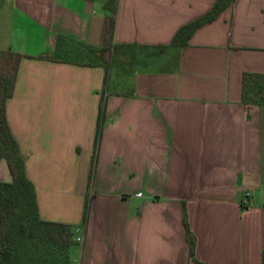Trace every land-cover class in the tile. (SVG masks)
Segmentation results:
<instances>
[{"label":"crops","instance_id":"0c3cea01","mask_svg":"<svg viewBox=\"0 0 264 264\" xmlns=\"http://www.w3.org/2000/svg\"><path fill=\"white\" fill-rule=\"evenodd\" d=\"M217 1L0 0V50L22 55L6 120L40 218L80 238L72 264H197L184 217L203 264H261L264 105L241 92L243 72L264 73V0H232L174 41ZM58 36L102 59H51ZM116 52L155 68L111 87Z\"/></svg>","mask_w":264,"mask_h":264},{"label":"trees","instance_id":"16d2710c","mask_svg":"<svg viewBox=\"0 0 264 264\" xmlns=\"http://www.w3.org/2000/svg\"><path fill=\"white\" fill-rule=\"evenodd\" d=\"M231 1L218 0L207 14L193 24L181 28L174 41H178L182 35L188 37L193 27L214 17ZM21 57V54L10 50H0V158L7 161L11 173V181L0 182V264H63L55 254L57 250L60 255L64 250L68 251L73 226L40 218L33 184L26 177L23 156L6 120L5 103L13 93ZM51 59L93 64L102 58L91 46L58 36ZM241 100L248 105H264V73L243 72ZM102 119L101 102L96 140L100 134ZM88 199L84 205L83 224L87 220ZM183 221L189 255L195 263L203 264L195 258L196 237L186 217ZM261 264H264V250Z\"/></svg>","mask_w":264,"mask_h":264},{"label":"rangeland","instance_id":"374dc122","mask_svg":"<svg viewBox=\"0 0 264 264\" xmlns=\"http://www.w3.org/2000/svg\"><path fill=\"white\" fill-rule=\"evenodd\" d=\"M145 58H132L129 55L126 56L125 54L122 56L121 54H118L117 52L114 54L113 57L110 59V65L108 68V77L107 80L110 83V86L112 87L113 83L117 80L123 79L128 81L131 80L132 74L137 69L142 68H149L154 69V63L153 60L149 57H153V55H147L146 53H143ZM149 56V57H148ZM75 240V241H73ZM79 240L75 239V235L72 234L71 236V244L68 248V251H63V253L60 255L57 250V258H60L62 260L61 263L63 264H72L70 255H69V249L70 252L73 254L78 255L80 250ZM59 249V248H57Z\"/></svg>","mask_w":264,"mask_h":264},{"label":"built area","instance_id":"2783aa9c","mask_svg":"<svg viewBox=\"0 0 264 264\" xmlns=\"http://www.w3.org/2000/svg\"><path fill=\"white\" fill-rule=\"evenodd\" d=\"M77 231H79V229H77ZM80 239L79 237H77V240Z\"/></svg>","mask_w":264,"mask_h":264}]
</instances>
